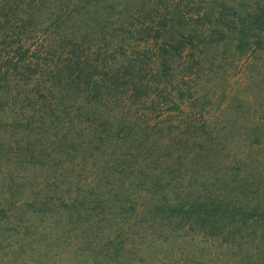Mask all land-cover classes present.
I'll use <instances>...</instances> for the list:
<instances>
[{"label":"trees","instance_id":"obj_1","mask_svg":"<svg viewBox=\"0 0 264 264\" xmlns=\"http://www.w3.org/2000/svg\"><path fill=\"white\" fill-rule=\"evenodd\" d=\"M258 53L264 0H0V110L23 113L8 154L31 198L0 206V239L92 264H154L158 245L162 264H264V133L213 112Z\"/></svg>","mask_w":264,"mask_h":264},{"label":"rangeland","instance_id":"obj_2","mask_svg":"<svg viewBox=\"0 0 264 264\" xmlns=\"http://www.w3.org/2000/svg\"><path fill=\"white\" fill-rule=\"evenodd\" d=\"M259 65L264 67V55L260 53L255 55V62H252L246 68L244 76L248 79L244 77L245 82H239L234 77L232 80L229 79L228 89L242 93L241 96L239 98L233 97L234 102L226 100L221 108H215L213 112L228 113L232 117L238 114L240 117L238 122L242 125V128L246 126L247 122L249 123L252 120L258 124L260 131L264 133V79L260 80L255 76ZM220 84L218 83L217 86H220ZM220 89H226V84L221 85ZM21 114L23 113H13L11 109L7 108L0 110V139L6 143L5 147H0V206L6 204L7 202L5 201L9 203L12 201L31 200L30 197H27V194H29L28 190L25 189L29 187V184L25 185V182L20 181L21 172L14 168V163L17 161L15 159L12 161V156L8 154L9 151L11 152L12 149H16L19 146L14 142L18 141L20 137L16 139L11 137L14 136V133L16 136L20 134L18 127L23 125L21 123ZM30 114L32 115L33 113ZM23 122L25 121L23 120ZM238 131L239 129H237V134ZM215 132L218 131L215 130ZM237 134L233 132L225 142L232 151L231 154H237L241 150V134ZM257 150L259 151V155H256L257 159L261 165H264V147H260ZM11 197H15V200H12ZM1 226L2 222H0ZM0 247L3 249V251H0V264H92L90 260L80 259L67 249H64V251L69 256L67 254L62 255L59 251L51 252L50 256L46 255L44 251L46 248L44 249L43 246L40 250L38 249V252L29 254L31 250L27 244L22 248L17 240L16 242H5L3 239H0ZM47 250L49 251L48 248ZM25 251L27 253L23 254L22 252ZM168 253L170 251L167 246L158 245L154 249H148V255H151L148 259L154 264H162L165 260L164 257ZM203 261L208 264V259H203ZM231 263L232 260L229 259V264Z\"/></svg>","mask_w":264,"mask_h":264}]
</instances>
